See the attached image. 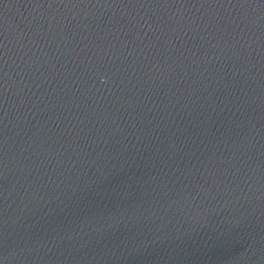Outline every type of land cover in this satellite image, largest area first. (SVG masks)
<instances>
[{"label":"water","instance_id":"1","mask_svg":"<svg viewBox=\"0 0 264 264\" xmlns=\"http://www.w3.org/2000/svg\"><path fill=\"white\" fill-rule=\"evenodd\" d=\"M0 264H264V0H0Z\"/></svg>","mask_w":264,"mask_h":264}]
</instances>
